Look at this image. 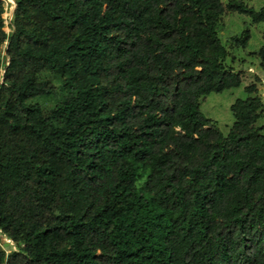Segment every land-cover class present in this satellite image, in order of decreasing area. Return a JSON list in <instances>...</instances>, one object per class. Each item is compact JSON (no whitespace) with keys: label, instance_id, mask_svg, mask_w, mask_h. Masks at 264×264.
I'll return each instance as SVG.
<instances>
[{"label":"trees","instance_id":"16d2710c","mask_svg":"<svg viewBox=\"0 0 264 264\" xmlns=\"http://www.w3.org/2000/svg\"><path fill=\"white\" fill-rule=\"evenodd\" d=\"M245 1L13 0L8 33L0 0V264H264L257 86L227 135L200 110L242 84L217 30L264 23Z\"/></svg>","mask_w":264,"mask_h":264},{"label":"rangeland","instance_id":"374dc122","mask_svg":"<svg viewBox=\"0 0 264 264\" xmlns=\"http://www.w3.org/2000/svg\"><path fill=\"white\" fill-rule=\"evenodd\" d=\"M2 1L6 10V30L8 33H11L10 23L13 20L14 2L13 0ZM228 1L222 0L224 5H227ZM245 5L258 11L264 8V0H247L245 1ZM244 30H249L251 34L250 42L245 49L237 47L233 41ZM217 32L223 46L228 52L225 63L236 72L242 73V84L238 89H231L222 94L212 93L202 98L200 100V110L206 118L212 120L217 125L224 135H227L234 123L230 107L235 101L248 98V95L245 93L246 87L256 84L258 96L264 104V65L261 63V58L258 55V51L264 47V23L255 24L249 17L226 10ZM39 79L42 82L51 83L58 89L55 95L40 97L31 101L32 104L39 105L44 112H48L58 102L68 96V92L61 87L59 77L50 72L41 74ZM257 126L264 127V109L263 117L259 120ZM0 242L6 254L18 251L16 246L7 243L4 238L0 237Z\"/></svg>","mask_w":264,"mask_h":264}]
</instances>
